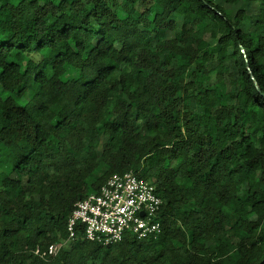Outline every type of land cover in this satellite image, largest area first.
<instances>
[{
    "label": "trees",
    "instance_id": "1",
    "mask_svg": "<svg viewBox=\"0 0 264 264\" xmlns=\"http://www.w3.org/2000/svg\"><path fill=\"white\" fill-rule=\"evenodd\" d=\"M22 1L0 0V264H264V0ZM131 170L157 238L34 255Z\"/></svg>",
    "mask_w": 264,
    "mask_h": 264
},
{
    "label": "built area",
    "instance_id": "2",
    "mask_svg": "<svg viewBox=\"0 0 264 264\" xmlns=\"http://www.w3.org/2000/svg\"><path fill=\"white\" fill-rule=\"evenodd\" d=\"M163 201L153 184L134 171L113 174L100 189L75 204L66 222V238L34 255L54 258L61 248L82 231L85 240L107 247L125 236L137 240L155 239L161 234L159 216Z\"/></svg>",
    "mask_w": 264,
    "mask_h": 264
},
{
    "label": "rangeland",
    "instance_id": "3",
    "mask_svg": "<svg viewBox=\"0 0 264 264\" xmlns=\"http://www.w3.org/2000/svg\"><path fill=\"white\" fill-rule=\"evenodd\" d=\"M16 2H17V0H16ZM25 5H26V2L23 0V1L21 2L20 6L24 7ZM110 6L112 7V9H113L114 11H118V10L120 9L119 6H112V3H110ZM66 7H67L66 5H65V6H62V8H63L64 10L67 9ZM141 8H144V7H141ZM181 24H182V20H177V26L180 27ZM76 38L79 39V40L82 41V42H86V39H85V38L83 37V35H81L80 33L76 35Z\"/></svg>",
    "mask_w": 264,
    "mask_h": 264
}]
</instances>
